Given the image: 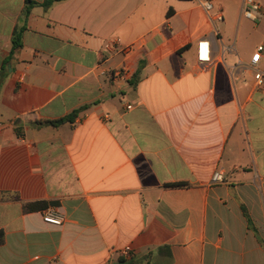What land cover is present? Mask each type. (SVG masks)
<instances>
[{
	"label": "crops",
	"instance_id": "1",
	"mask_svg": "<svg viewBox=\"0 0 264 264\" xmlns=\"http://www.w3.org/2000/svg\"><path fill=\"white\" fill-rule=\"evenodd\" d=\"M33 1L0 0V264H264V91L244 69L264 38L239 47L226 22L243 3L214 5V37L198 0Z\"/></svg>",
	"mask_w": 264,
	"mask_h": 264
},
{
	"label": "built area",
	"instance_id": "2",
	"mask_svg": "<svg viewBox=\"0 0 264 264\" xmlns=\"http://www.w3.org/2000/svg\"><path fill=\"white\" fill-rule=\"evenodd\" d=\"M199 3L204 7L209 15L214 37H220L219 25L225 21L223 10L219 8L215 11L212 0H198ZM262 12V5L256 0H244L242 7V16L246 19L256 23L260 19ZM221 39V38H220ZM130 49L125 48L123 52L128 53ZM225 51L234 52L236 51L235 45L230 47H224ZM264 45L257 47L256 52L253 54L251 60L244 64V69H249L254 73V79L256 87L259 90L264 91V69L261 68V61L263 58ZM214 46L213 42L209 39H202L197 43V61L201 68L207 69L214 61ZM126 64L112 70V77L115 79L123 78L124 73L128 72ZM131 108V106L129 107ZM212 182L215 184L224 182V175L222 170H218L212 177ZM43 220L51 225L61 226L64 222L62 215H60L55 209H48L43 216Z\"/></svg>",
	"mask_w": 264,
	"mask_h": 264
},
{
	"label": "rangeland",
	"instance_id": "3",
	"mask_svg": "<svg viewBox=\"0 0 264 264\" xmlns=\"http://www.w3.org/2000/svg\"><path fill=\"white\" fill-rule=\"evenodd\" d=\"M243 1L244 0H217L213 4L224 5L225 9L228 11L227 6L229 3H231V5L235 7V5L242 4ZM256 1H258L264 7V0ZM227 11L226 14L228 13ZM226 22L231 23L234 33H239V47L250 49L255 42L264 38V15H260V19L256 23H254L246 19L244 16L234 15L233 17L228 18L227 14Z\"/></svg>",
	"mask_w": 264,
	"mask_h": 264
},
{
	"label": "trees",
	"instance_id": "4",
	"mask_svg": "<svg viewBox=\"0 0 264 264\" xmlns=\"http://www.w3.org/2000/svg\"><path fill=\"white\" fill-rule=\"evenodd\" d=\"M61 1V0H45L42 3V6H44L45 8H49L51 7L54 3ZM40 3L37 1H33V0H26V8H25V16L27 17L31 10L36 6L39 5ZM172 13V9L169 10V14ZM22 32L23 30H18L14 33L13 37H12V49L10 52V56H9V60H11L15 54V52L20 49L23 46V42H22ZM80 110H75L73 111L70 115L63 117L61 119L58 120H52V121H40L37 123V125L41 126V125H51L54 127H57L58 125L64 123V122H69L72 121L79 113ZM173 187H183L186 186L185 184H173L171 185ZM31 205H26L25 209H30ZM247 215V214H246ZM4 243V232L0 231V244Z\"/></svg>",
	"mask_w": 264,
	"mask_h": 264
}]
</instances>
